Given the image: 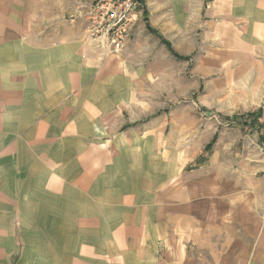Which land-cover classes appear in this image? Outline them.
Wrapping results in <instances>:
<instances>
[{
    "label": "crops",
    "instance_id": "0c3cea01",
    "mask_svg": "<svg viewBox=\"0 0 264 264\" xmlns=\"http://www.w3.org/2000/svg\"><path fill=\"white\" fill-rule=\"evenodd\" d=\"M95 1L0 0V264H250L264 194L224 175L244 163L241 122L192 154L196 143L167 149L159 128L118 133L112 120L158 57L148 26L165 35L186 21L233 71L226 119L264 113V0H142L148 21L137 12L124 59L102 64L80 17Z\"/></svg>",
    "mask_w": 264,
    "mask_h": 264
},
{
    "label": "rangeland",
    "instance_id": "374dc122",
    "mask_svg": "<svg viewBox=\"0 0 264 264\" xmlns=\"http://www.w3.org/2000/svg\"><path fill=\"white\" fill-rule=\"evenodd\" d=\"M180 1L183 4L185 0ZM208 1L214 6L213 8L219 9L221 0ZM229 5L232 6L231 1ZM185 6H187V2L184 3L183 7L185 8ZM137 12L139 14L137 23L148 21V13L145 6L143 7L142 0L137 3ZM189 22L186 21L182 24L187 26L183 32L176 31L173 26L170 27L169 33H167L168 31L164 32L165 35H161L162 33L160 32V34L156 30L157 33L155 34L149 31L153 35L149 41L150 52L156 50L158 57H154L153 54L149 55V80L134 94L137 96L136 100H145L143 103L135 100L132 103L123 102L120 104L112 123L118 125V133L129 131L151 133L159 128L163 133L164 148H173L176 145L175 142L196 143L194 149L190 150L193 154L199 150L200 146L204 145H207L206 151H212L220 143L222 132L225 133L226 128L235 129L241 122L244 139L239 144V160L241 159L240 156L243 155L244 163L243 165H230L225 171L223 170L224 175L229 178L232 177L233 173L243 172L246 178L245 189L256 190V186L259 185L260 191L264 194V134L262 123L257 121V118L264 113L256 110V113L252 114L251 117L241 116L237 120V118L232 119L229 116L230 119H226L228 116L226 115V107L229 108L232 105V102L224 104L226 99L235 100L236 95L239 94L236 84L229 87L225 85L227 73H229L230 78L233 71L220 70L219 46L212 48V44L206 42L209 47L206 53L203 44H201V39L197 40L198 43L195 38L190 39L188 36ZM85 24L87 29V22ZM150 29L152 28L150 27ZM172 30H174L173 33ZM198 30H202V27ZM182 33L185 35L179 38ZM204 33L198 34L197 38L203 37ZM133 38L131 36L127 42H133ZM89 42L91 51L96 55L99 64L106 61L108 57L123 60L128 45V43L125 44V49L121 53L105 57L101 48H96L95 44ZM159 49L163 51V54L160 55ZM233 79L234 81L237 79L236 74L233 75ZM223 81L224 85H222ZM195 116H200L201 119H194ZM210 119L211 121H208ZM205 120H207V124H204ZM243 127H247V130ZM105 129L108 130V127ZM190 139L192 141H189ZM257 143L259 146H256ZM233 156L236 157L235 154ZM229 157L231 156L226 155L227 161ZM229 162L231 164V160ZM216 171L220 173L219 168ZM263 206L264 197H261L259 211L261 217V253L260 257H254V261L250 264H264ZM246 259L248 258L246 257ZM245 264H249L248 261Z\"/></svg>",
    "mask_w": 264,
    "mask_h": 264
},
{
    "label": "built area",
    "instance_id": "2783aa9c",
    "mask_svg": "<svg viewBox=\"0 0 264 264\" xmlns=\"http://www.w3.org/2000/svg\"><path fill=\"white\" fill-rule=\"evenodd\" d=\"M137 0H96L80 17L87 22V38L104 56L119 54L137 21ZM264 134V118L262 120Z\"/></svg>",
    "mask_w": 264,
    "mask_h": 264
},
{
    "label": "trees",
    "instance_id": "16d2710c",
    "mask_svg": "<svg viewBox=\"0 0 264 264\" xmlns=\"http://www.w3.org/2000/svg\"><path fill=\"white\" fill-rule=\"evenodd\" d=\"M148 29H149V31H150L151 33H154V34L157 33L155 30L150 29L149 26H148Z\"/></svg>",
    "mask_w": 264,
    "mask_h": 264
}]
</instances>
